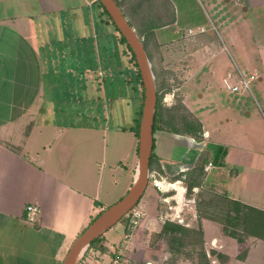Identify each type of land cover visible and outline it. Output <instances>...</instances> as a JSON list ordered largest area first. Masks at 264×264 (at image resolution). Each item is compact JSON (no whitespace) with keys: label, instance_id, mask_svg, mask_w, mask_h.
<instances>
[{"label":"crops","instance_id":"1","mask_svg":"<svg viewBox=\"0 0 264 264\" xmlns=\"http://www.w3.org/2000/svg\"><path fill=\"white\" fill-rule=\"evenodd\" d=\"M116 1L128 10L162 6L164 24L153 30L157 41L190 38L199 43L194 51L198 64L181 89L203 134L198 140L156 128V175L160 176L158 170L165 175L191 170L205 153L211 166L204 183L263 217L264 112L249 109L251 104L244 107L238 97H219L208 81L197 84L210 47L173 26L201 25V18L229 40L242 41L245 36L261 40L264 0ZM121 44L120 33L99 0H0V264H62L74 239L97 212L130 187L137 165L138 140L133 132L123 151L119 132H71L64 130L65 123L49 121L59 113L67 115L72 126L70 111L76 110L79 118L88 114L84 82L101 80L100 87L105 88V73L120 71L117 56L126 52ZM213 70L207 71L211 75ZM261 104L264 107L262 88ZM160 178L155 180L176 193L162 192L160 197L154 188H146L137 204L142 209H136V226L127 232L122 222L131 257L156 264L162 263L161 255L164 261L171 260L173 248L184 247L185 242L174 243L170 232H162L164 223L170 222L203 233L213 252L207 257L209 264H264L262 227L252 235L241 226L227 228L221 220L200 217L196 198H186L181 181ZM27 204L38 208L33 223L26 220ZM106 232L104 244L110 245L114 241ZM184 260L177 262L187 264Z\"/></svg>","mask_w":264,"mask_h":264},{"label":"rangeland","instance_id":"2","mask_svg":"<svg viewBox=\"0 0 264 264\" xmlns=\"http://www.w3.org/2000/svg\"><path fill=\"white\" fill-rule=\"evenodd\" d=\"M142 17L143 16L140 17L139 14L135 13L133 21L142 23L144 22ZM200 20V23H202L201 25L188 24V26L184 27L181 25L173 26L178 33L185 29L187 34L194 38H200L202 42L206 43L207 47H210V55L205 58L203 62L204 71L202 70L203 72L199 75V78H197L198 82L196 83L201 85L202 80L208 81V83L211 84V90L214 91V94H218L219 97L225 100L238 97L246 104L244 107L247 108V105L251 104L249 109L255 108L254 112L258 110L261 114L262 108L264 112V107L261 104V88L264 90V72L261 71L262 64L264 63V39L255 40L253 37L245 36L246 39L242 41L229 40L224 33L216 32L214 28L216 25L213 26L211 22H205L201 18ZM187 28L190 29L189 33L187 32ZM115 45L118 46L117 42ZM121 47L124 51L126 50L124 43L121 44ZM198 47L199 43L190 38L170 42H159L154 38V40L150 39L148 43L147 51L150 56V62L156 71L155 81L159 94L158 104L160 109H162L163 119L165 120V122L159 123L162 127L176 125L178 128H183L184 124L182 120L184 118L188 120L197 119L183 101L184 95L181 86L185 82L186 77L190 75V70H193L198 64L197 57L194 53L195 49ZM117 58V63L119 65L117 69H120V71L117 70L113 75L109 74L111 76L105 73L103 78L105 81V88L101 89V80L96 81L95 79H89L86 83L84 82L82 89L86 91L89 96L86 100L88 106L87 115L79 118L76 114V110H74V113L70 111L68 118L71 123H73L72 126L69 125L70 122L66 119L67 115L64 117L59 113H57V115H52L49 121L65 123L66 125L64 124L63 126L64 130L71 132H119L118 136L123 141L121 146L124 151L129 148V143L131 142V140L129 141V137L131 138V136H134V132L131 131L129 127L134 126V118L137 117L136 113L141 103L142 89L136 77L137 68L133 61L130 60V53L128 51L124 54L120 53ZM211 68L214 70L213 72L211 71L212 74L210 75L207 70H211ZM224 77H226V79L229 78L228 80L230 83H236L239 89L235 92H229L223 85L222 80ZM243 78L247 81L248 87H243L241 85ZM202 96L206 100L209 98L205 93H203ZM172 115L174 119L171 121L173 123L170 122V124L167 121L172 120ZM40 125L43 126V124ZM130 132L133 133L131 134ZM109 147L110 145H108V148ZM205 164H207L206 161L204 165ZM155 167L157 168V165L154 161L151 167V176L149 177L147 187L148 190L154 188L156 194L160 197L162 196V192L165 195H172L176 193L172 187L163 182H157L159 184L154 186L153 182L157 181L155 179L160 181V176L164 178L163 181L170 183L179 180L181 181L180 184L185 189L183 194L186 198L195 197L196 203L199 202L200 204L202 213L207 215L217 214L218 217L221 216L219 214L220 206L218 203L223 199L222 193L215 191L213 187L209 186V183H204L205 176H207L208 173L205 166L199 176L198 170L196 169H191L175 175H165L158 170L160 176H157V169H155ZM191 178L200 179L201 185L197 187L196 190L191 189L187 191L186 184ZM118 199L119 198H117V200ZM216 206H218V208ZM136 207L137 205L116 225L111 227L107 232L105 231L107 239L114 241L112 245H120L122 240H124L122 222L125 223L127 232L132 231L136 226L138 217H133V212L136 211V209H142L141 206ZM165 207L166 206H160V209ZM105 240L104 237V242ZM126 240H128V237ZM205 241L206 239L203 233L200 235L193 233L189 234L185 238L184 247L173 248L168 257L171 258V260L164 261L161 255V264H179L180 262L177 261L180 258L185 259L184 261L187 264H209L207 257L213 253L209 248L208 242L205 243ZM124 244L127 246V242ZM103 245L108 249V244ZM97 246H100V243L88 247L84 252L85 255L81 257L78 264H95L97 251H100ZM162 250L165 251V248ZM202 253L205 254V256H203Z\"/></svg>","mask_w":264,"mask_h":264},{"label":"water","instance_id":"3","mask_svg":"<svg viewBox=\"0 0 264 264\" xmlns=\"http://www.w3.org/2000/svg\"><path fill=\"white\" fill-rule=\"evenodd\" d=\"M113 24L130 47L143 86V102L138 125L137 165L128 190L104 208L74 239L62 264H78L90 243L125 217L140 201L149 182L150 159L153 151L154 116L157 106L155 75L144 44L124 16L116 0H99Z\"/></svg>","mask_w":264,"mask_h":264},{"label":"trees","instance_id":"4","mask_svg":"<svg viewBox=\"0 0 264 264\" xmlns=\"http://www.w3.org/2000/svg\"><path fill=\"white\" fill-rule=\"evenodd\" d=\"M117 4L119 6V8L121 9L122 13L124 14V16L128 19V22L130 23V25L135 29L136 33L138 34L139 38H141L147 56L150 60V56L148 54L147 51V47H148V43L151 40H154V33L153 30L161 25H163L164 20L161 19L162 18V9L163 7L161 6L160 8H148V9H142V10H135V9H124L121 4L117 1ZM152 4L149 3V6H151ZM135 13L139 14V16H143L142 18L144 19V22L142 23H138L137 21H133V19L135 18ZM158 21V22H157ZM120 40L122 43L125 44L126 47V52L128 51L130 53V60L133 61L134 65L137 68V64L135 62V57L130 49V47L126 44L125 39L123 38V36L120 34ZM125 52V53H126ZM153 73L156 76V71L154 69V66L152 67ZM136 77L139 80L140 84H141V103L139 106V110L137 111V117L134 118V126L129 127V129L131 131L134 132V134L136 135V137H138V125H139V120H140V115H141V108H142V102H143V86L141 83V79H140V74L137 68V73H136ZM156 83V81H155ZM156 90H157V106H156V110H155V116H154V130L157 129H162V128H166L174 133H178V134H187L190 136L195 137L196 139L200 140L202 137V129H201V123L199 122L198 119H194V120H188L186 118H184L182 120L184 126L183 128H178L176 125H172L170 127H162L159 123H163L165 122V120L163 119V113H162V109H160V106L158 104L159 102V94H158V87L156 85ZM172 120H168L167 122L170 123L171 121H173L174 116L172 115L171 117ZM173 123V122H171ZM170 123V124H171ZM123 129H125L124 127H122ZM207 158V154L203 153L199 156L195 166L192 169H196L198 170V176L202 173V169L204 168V163L206 161ZM156 157L155 154L152 151V155H151V159H150V171H151V167L155 161ZM160 171V170H159ZM191 173V172H190ZM197 176V178H198ZM194 179L191 178L189 179L188 183L186 184V190L190 191L193 187H199L201 185V180L199 179ZM222 200H220V202L218 203L220 206V215L221 216H217L216 215H207L205 213H202L201 209H200V204L199 202H197V211H198V215L200 217H207L209 219H213V220H221L223 221V223H225V227H233L234 228H238L239 226H241L243 228V230L248 233V234H252V235H257L258 231L261 229V227L264 229V215L263 217H255V215L253 214L254 212L257 211H253V209L249 206H246L245 204L240 203L239 201H235V200H230L228 199L226 196L222 195ZM218 208V206H216ZM102 210L98 211L97 214L91 219V221L101 212ZM253 212V213H252ZM264 214V213H262ZM162 232L167 233L170 232L171 234V241L177 244H182V242H185V238L186 236H188L189 234L193 233V234H201V231H193V230H189L183 226H181L178 223H170V222H165L163 225V229ZM231 233L235 234V231L231 229ZM240 240V239H239ZM104 233H102L100 236H98L97 238H95L88 247H92L94 245H96L97 243H100V246H97L98 249L102 252L104 251L106 248L103 245L104 243ZM213 253V252H212ZM203 254V253H202ZM85 255V253L83 254V256ZM82 256V257H83ZM203 256H205V254H203Z\"/></svg>","mask_w":264,"mask_h":264},{"label":"built area","instance_id":"5","mask_svg":"<svg viewBox=\"0 0 264 264\" xmlns=\"http://www.w3.org/2000/svg\"><path fill=\"white\" fill-rule=\"evenodd\" d=\"M223 85L226 89H228L231 92H235L239 89L237 84L230 83V81L228 79L223 80ZM241 85L243 87H248L247 81L244 78L242 79ZM210 166H211V162H208L205 166V169L207 170ZM149 176H150V174H149ZM155 183L157 184V181H155ZM25 209L27 212L26 220L28 222H31V223L35 222L37 215H38L37 206H35L34 204H27ZM133 215H134L133 217L137 218L139 213L137 211H134ZM127 237H129V234L125 233L124 234V240H122V243H120V245L119 244H117V245L110 244L108 249H105L102 252L97 251L95 264H156V262L140 261V260H137V259L131 257L130 254L127 252V246L124 244L127 242V240H126Z\"/></svg>","mask_w":264,"mask_h":264},{"label":"bare ground","instance_id":"6","mask_svg":"<svg viewBox=\"0 0 264 264\" xmlns=\"http://www.w3.org/2000/svg\"><path fill=\"white\" fill-rule=\"evenodd\" d=\"M157 184H159V183H157Z\"/></svg>","mask_w":264,"mask_h":264}]
</instances>
